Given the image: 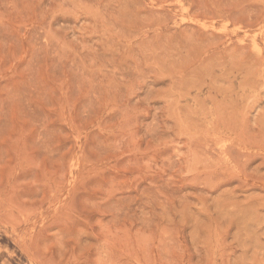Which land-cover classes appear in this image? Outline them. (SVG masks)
<instances>
[{
	"label": "rangeland",
	"instance_id": "1",
	"mask_svg": "<svg viewBox=\"0 0 264 264\" xmlns=\"http://www.w3.org/2000/svg\"><path fill=\"white\" fill-rule=\"evenodd\" d=\"M0 264H264V0H0Z\"/></svg>",
	"mask_w": 264,
	"mask_h": 264
}]
</instances>
